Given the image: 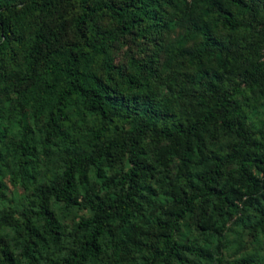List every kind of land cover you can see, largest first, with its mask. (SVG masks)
Here are the masks:
<instances>
[{
	"label": "trees",
	"instance_id": "16d2710c",
	"mask_svg": "<svg viewBox=\"0 0 264 264\" xmlns=\"http://www.w3.org/2000/svg\"><path fill=\"white\" fill-rule=\"evenodd\" d=\"M174 23L186 24L183 38L194 44L164 50L167 72L156 55L113 65L117 38L136 35L159 47ZM64 26L71 40L61 39ZM263 48L264 0H0V90H10L4 97L19 117L10 144L17 166L30 176L36 161L27 115L44 148L65 151L61 172L33 192L37 209L0 224L13 233L0 235V264L48 256L51 264H172L187 249L177 238L182 221L195 210L206 214V204L223 223L250 203L254 227L264 230V205L246 194L252 172L264 173V142L247 122L249 100L264 98ZM179 61L187 70H177ZM221 137L224 148L212 150ZM145 139L155 166L173 168L169 203L152 233L144 208L155 166ZM113 160L127 165L114 192L81 205L80 166ZM258 194L264 201V190ZM51 199L67 213L85 206L92 215L72 220L66 232ZM66 235L73 245L59 256Z\"/></svg>",
	"mask_w": 264,
	"mask_h": 264
},
{
	"label": "rangeland",
	"instance_id": "374dc122",
	"mask_svg": "<svg viewBox=\"0 0 264 264\" xmlns=\"http://www.w3.org/2000/svg\"><path fill=\"white\" fill-rule=\"evenodd\" d=\"M101 22L107 23L106 20H101ZM185 26L186 24L174 23L169 32L163 37L159 47L156 45L157 41L150 43L136 35L117 38L110 48L113 65L123 66L130 59L143 61L151 55H156L161 71L167 72L168 70L163 68V52L166 48L173 46L183 50H191L193 47V41L183 38ZM64 28L60 33L61 39L63 41L71 40L68 27L64 26ZM260 54L261 60H264V48ZM175 67L180 72L188 68L185 61H181ZM162 86L159 88L161 92H164ZM4 91L7 93L10 90H0V160L1 163L3 162V165L0 166V224L3 220L20 222L22 213L26 214L28 210L37 209L38 200L33 193L35 188L43 185L55 174L61 172L65 155V151L60 145L44 148L42 133L33 124V119L27 115L26 122L32 131L35 142L36 161L34 170L31 171L28 167L26 168L30 176L23 174L24 170L17 166L16 159L18 155L15 154L16 157L10 149V144L16 142L20 134V130L17 128L19 117L16 112L11 110V102L5 99ZM11 95L13 96V94ZM259 98L256 94L249 100L252 103L255 99V103L247 111V122L255 134L261 137L262 142H264V98ZM207 141L206 139V146ZM226 141V138L221 137L212 150L221 151ZM143 148L146 157L150 158L151 163L155 166L156 162L152 156L153 143L145 139ZM126 167L124 160H113L110 164H82L76 176L79 194L83 197L80 204L84 205V199L92 201L94 198L111 195L114 192L112 182L118 174L126 170ZM172 173V165L168 169L155 166L152 171L150 188L154 191V194L151 196L148 206L144 208V221L148 226L149 233L153 232L149 228L150 225L163 218L165 207L169 203L165 186ZM252 174L255 180L248 185L246 194H253L255 199L264 205L262 195L258 194L259 190H264V173L261 170H254ZM49 204L66 232L70 230L72 220L75 219L76 222L80 218L92 215L85 206L74 207L70 209V213H67L61 203L51 199ZM242 210L239 215H237L238 212L229 211L228 216L230 219L224 221L225 223H222L216 214L211 213L210 204L204 206L206 214L195 210L192 214L187 215L182 221L177 235V238L187 249L184 251L182 259L172 264H264V230L254 227V221L257 217L254 215L250 203H246ZM203 226H205L204 229ZM0 235L9 239L13 236V233L8 227L4 226L0 227ZM12 243L13 252L19 254V245L15 241H12ZM72 245L73 240L70 235L62 237L58 247L59 256L65 254L66 250ZM59 256L57 257L60 258ZM134 256L137 260V255L134 254ZM51 260L49 256L44 257L39 264H51Z\"/></svg>",
	"mask_w": 264,
	"mask_h": 264
}]
</instances>
